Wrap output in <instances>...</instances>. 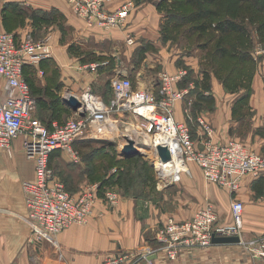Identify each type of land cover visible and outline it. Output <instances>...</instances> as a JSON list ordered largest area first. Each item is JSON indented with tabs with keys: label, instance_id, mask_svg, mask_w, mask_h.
I'll list each match as a JSON object with an SVG mask.
<instances>
[{
	"label": "crops",
	"instance_id": "1",
	"mask_svg": "<svg viewBox=\"0 0 264 264\" xmlns=\"http://www.w3.org/2000/svg\"><path fill=\"white\" fill-rule=\"evenodd\" d=\"M8 1L23 4L30 15L24 18L23 26L2 20L1 28L3 23L4 27L10 25L7 28L18 38L26 31L36 38L46 35L52 44L51 57L24 66L34 100L48 105V117L44 116L43 109L35 107L34 111L46 124L60 122L53 105L58 107V113L68 111L70 115L60 123L78 114L64 103L69 94L80 98L89 91L110 105L113 99L111 80L115 76L129 77L134 88L155 90L157 73L161 70L186 69L188 75L178 82L179 87L191 84L193 88L190 77L199 75L202 59L199 54L203 53L199 43L186 49L182 42L188 38L176 39L170 31L177 25L164 23L168 12L163 3L171 0H133L135 7L128 15L125 27L107 30L87 25L65 0H0V12L4 11L2 6ZM123 1L115 0L109 7ZM178 2L175 0L172 5H178ZM55 12L63 17L62 26L54 23ZM14 15L24 16L21 13ZM9 16L13 17V14ZM167 26L168 31H164ZM128 38L133 43H128ZM235 48L241 51L239 41ZM256 55L261 60L251 73L249 95L244 101L240 98L243 91L237 92L233 87L236 81L230 83L228 90L212 75L208 88L197 86L192 97L187 96L189 90L185 99L176 102L174 117L185 121L184 104L192 105L194 99H199L208 104L200 116L212 126V140L224 143L234 138L248 149L264 153V57L260 52ZM198 91L203 92L202 95L198 96ZM206 94L208 96L204 97ZM4 98V80L0 76V103ZM112 115L121 117L117 112ZM192 136L200 147L203 135L199 127ZM87 137L88 134L82 138ZM10 152L0 148V264H103L106 256L116 252H139L153 247L155 228L164 223L168 213L178 219L189 218L199 207L211 202L218 214L216 225L232 224L230 203L234 198L243 204L239 237L242 240L264 237V170L255 177L245 175L239 188L229 191L207 181L201 168L189 163V173H183L179 182L173 183L178 187L172 195L176 197L172 203L174 208H167L166 192L158 200L120 196L117 205L111 208L99 196L86 223L69 225L52 241H36L22 190V182L34 177V162L25 156L21 136L12 140ZM58 153L71 162L65 150L57 149L51 153L49 164L51 157ZM61 167H56L58 178L64 173ZM64 179L71 184L69 176ZM157 186L164 190L168 188ZM139 264H264V258L253 257L238 242L213 243L206 248L183 250L175 259L156 253L151 256V263L142 260Z\"/></svg>",
	"mask_w": 264,
	"mask_h": 264
},
{
	"label": "built area",
	"instance_id": "2",
	"mask_svg": "<svg viewBox=\"0 0 264 264\" xmlns=\"http://www.w3.org/2000/svg\"><path fill=\"white\" fill-rule=\"evenodd\" d=\"M66 1L87 25L106 30L125 27L127 17L135 7L133 0H125L112 8L109 5L115 0ZM127 42L133 43L131 38ZM51 56L52 44L48 36L35 38L27 32L18 38L14 32L0 27V76L5 89V98L0 103V148L10 154L12 140L21 136L23 152L34 162V177L22 182L34 240L52 241L58 232L69 225L84 224L89 220L99 197L98 185H85L73 195L62 181L54 177L49 157L57 149L76 157L74 141L92 133L93 128L102 131L108 116L115 112L120 113L119 118L132 121L131 128L136 131L135 135L150 137L152 144L148 145L145 140L144 144L151 148L152 165L161 187L178 181L183 173L188 174L189 163L197 164L207 181L229 191H236L245 175L255 177L264 170V153L248 149L243 142L234 138L224 143L215 142L211 138L213 128L203 117H197L203 135L200 147L187 123L174 117L176 102L192 88L191 84L188 87L178 86V82L187 75L186 69L159 71L155 90L134 88L129 77L115 76L111 80L113 99L110 105L85 91L78 98L83 105L84 116L77 114L63 123H44L34 114L35 100L24 76V66L27 63L38 64ZM137 136L133 141L136 148L140 144ZM158 145L168 149L170 159L161 160ZM165 169L171 172L167 177L163 174ZM103 197L111 206L119 201L115 191L107 190ZM230 205L233 219L230 225H216L218 214L215 206L207 202L188 219L178 220L167 216L156 230L153 247L139 252L109 255L103 264H134L140 260L151 263V256L156 253L175 259L183 250L206 248L213 244L212 234L239 236L243 204L234 198ZM238 243L253 257L264 258V237L240 238Z\"/></svg>",
	"mask_w": 264,
	"mask_h": 264
},
{
	"label": "rangeland",
	"instance_id": "3",
	"mask_svg": "<svg viewBox=\"0 0 264 264\" xmlns=\"http://www.w3.org/2000/svg\"><path fill=\"white\" fill-rule=\"evenodd\" d=\"M174 1L175 0H171V2L166 1L163 3L167 7L168 23L177 25L176 29H171V34L176 39L180 37H187L188 40L182 42L186 49H192L196 46V43H199V48L203 51V53L200 51L202 55L201 53L199 54V56L202 57L198 69L199 75L196 78L190 77L192 78L191 81L193 88L190 89V93L187 96L189 98L192 97L194 92L196 93L197 86L201 87L202 89L208 88V84L212 75H214L218 81L224 83V87L228 90L230 83L232 81H236L233 87L237 88L235 89L237 92L243 91L242 96L245 95V93L249 90L248 86L251 73L255 71V68L258 66V62L261 60L260 57L256 55V53L260 52L264 57V12L259 14L257 13V15L251 19H246V23H244L246 25L245 35H239L235 32H227L222 34L213 30L212 25H209V23L215 19V16L209 15L202 19L191 20L188 17L189 13L192 11L191 6L183 4V0H176L180 1L178 2V5H172ZM262 2L264 6V0ZM66 3L69 4L67 1ZM226 3V0H218L217 4L207 3L206 5L210 9L217 10V12L222 17L225 16L224 14H227ZM244 5L245 8L243 10L245 11H251V9H253L247 2H245ZM2 9L4 11L1 10L2 12H0V25L2 24V20H6L8 24L11 23L14 26H23L25 25L24 18L30 15V11L28 12L26 7L20 3H11L8 1L3 4ZM10 13L13 14V17L9 16ZM14 13H21L24 16L16 17ZM232 17L237 18L236 16ZM53 21L58 26H62L64 23L63 17L58 15L56 12ZM201 23L206 26L203 30L199 31L198 27L201 25ZM3 25L6 26L4 23ZM4 26L2 28L3 30L12 32L11 29L7 28L10 25L7 27ZM27 32L31 33L30 31H26L25 33ZM238 41L240 48H242L241 51H238L237 48H235V45L238 43ZM215 49H217V53H215ZM236 52H238L237 56H239L240 62L243 60L241 62V66L238 65L237 58L233 57ZM192 76L195 75L192 73ZM188 86L189 84L185 85L184 87ZM237 86L241 89L239 90ZM202 93L203 92L199 93L198 91L197 95H202ZM207 96V94L204 95V97ZM185 98L186 96L183 99ZM193 101L194 103H192V105L184 104V107H186L184 112L187 115L185 117V122L189 126L191 133L193 132L195 134L196 128L199 127L197 117H200L201 111L205 110L208 104L205 102H200L199 99H194ZM35 107L37 110H45V117L49 116L50 112L46 110V107H48L47 104H42L39 101H35ZM53 109L54 114H56V116L60 119V122L70 116L68 111H60L58 113V110H56L58 107L54 105ZM109 121H112V124H110ZM131 127H133L132 121L126 120L125 118L121 119L118 116L114 117L113 115H109L107 124L102 131H97L95 128H93L92 133L88 134L89 137L85 139L79 138L80 140H76L74 142L73 150L76 153V157H74L70 152L66 151V153L69 155V158L72 159L71 162L66 160L65 157H62L59 153L56 154L57 156L51 157L49 165L52 169L54 177L58 178L56 176L57 165H62L61 170L64 173L63 176L60 177L62 180L60 178L58 179L63 182L66 189L73 195L77 194L81 187L89 184L98 185L100 189L99 193L101 195H99V198L102 200L104 199L103 193L107 190L117 192L119 197L121 196L120 198L133 197L136 195L149 200L150 198L152 200H158L159 196L165 195L166 192V195H168L166 206L168 209L174 208L172 203L176 197H173L172 195L177 191L178 187L173 183L176 184L179 181L167 184L166 187L168 188L165 189L166 191L164 189H160L157 186L159 184L154 166L152 165L151 148L145 146L144 135H135L137 133L136 131H133ZM128 134L133 137L137 136L136 140H138L140 143L137 145V149L143 154L137 155V158H135L134 161H130L128 164H125L127 161L124 159L127 157H124L119 153L124 142L129 140L127 138ZM143 148L146 150H143ZM119 163H122L123 166H121V168L124 167L125 169L123 176L122 174L119 175V173H116ZM125 174H127L131 179L130 183H128V181L123 182L122 178L125 176ZM66 176L70 177L69 182H71V184L66 183L68 182L64 179ZM145 176H147L146 179H144ZM103 202L110 208L117 205L115 204L114 206H111L104 200ZM169 215L174 216L173 214L168 213L166 217ZM185 219L188 218L178 220ZM157 229L158 228H155L154 235ZM127 252L128 251H119L114 254Z\"/></svg>",
	"mask_w": 264,
	"mask_h": 264
},
{
	"label": "trees",
	"instance_id": "4",
	"mask_svg": "<svg viewBox=\"0 0 264 264\" xmlns=\"http://www.w3.org/2000/svg\"><path fill=\"white\" fill-rule=\"evenodd\" d=\"M262 1L263 0H226V2H227L226 3L227 4L226 5L227 14H224L225 16H222V17L217 12V10L210 9L206 5L207 3L217 4L218 0H183V2H184L183 4L191 6L192 11L188 15V17L191 20L202 19V18H205L209 15H213V16H215V19L209 23V25H212L213 30H215L219 33H222V34L227 33V32H235V33H238L239 35L240 34L245 35L246 25L244 23H246L245 22L246 19H251V18L255 17V15H257V13L259 14V13L264 12V6H263ZM245 2L249 3L251 5V7L253 8V9H251V11L250 10H248V11L243 10L245 8L244 7ZM232 13H235V14H232ZM231 15L236 16L237 18H234ZM164 23L172 24V23H168V17L165 18ZM205 26L206 25L201 23V25H199V27H198V30L199 31L203 30L205 28ZM168 27L169 26L164 27L163 28L164 31H168V29H169ZM217 49H215V53L218 52V51H216ZM224 56H225V54H224ZM236 58L238 60V62H237L238 65L241 66V64H242L241 62L243 60L240 62L239 56H236ZM187 75H188V73H187ZM248 95H249V90H248V92L245 93V95L241 96L240 98L244 101L248 97ZM136 156L137 155L125 158L124 160L127 161V162H125V164H128V162H130V161H134L135 158H137ZM121 166H123V164L119 163V167L117 168L116 173H119V175L122 174V176H123L125 169H124V167L121 168ZM146 177L147 176H145L144 179H146ZM122 180H123V182L124 181H128V183L131 182V179L128 177L127 174H125V176L122 178Z\"/></svg>",
	"mask_w": 264,
	"mask_h": 264
},
{
	"label": "water",
	"instance_id": "5",
	"mask_svg": "<svg viewBox=\"0 0 264 264\" xmlns=\"http://www.w3.org/2000/svg\"><path fill=\"white\" fill-rule=\"evenodd\" d=\"M161 1V0H160ZM64 103L74 112H78L79 116H84L85 111L80 100L72 94H69L64 99ZM158 154L162 161L170 159V153L165 146H157ZM124 157H132L135 155H142L136 147H134L133 142L128 140L126 144L122 147L120 153ZM240 240V237L237 235H215L212 234L211 242L212 243H237Z\"/></svg>",
	"mask_w": 264,
	"mask_h": 264
},
{
	"label": "bare ground",
	"instance_id": "6",
	"mask_svg": "<svg viewBox=\"0 0 264 264\" xmlns=\"http://www.w3.org/2000/svg\"><path fill=\"white\" fill-rule=\"evenodd\" d=\"M110 122V124H112V122L111 121H109ZM144 137H145V141H146V143L148 144V145H151L152 143H150V137L148 136V135H144ZM130 141H135L134 140V138L135 137H133V136H131L130 134H128V137H127ZM149 142V143H148ZM163 174L164 175H166V177L167 176H169L170 174H171V172H170V170L169 169H165V170H163Z\"/></svg>",
	"mask_w": 264,
	"mask_h": 264
}]
</instances>
